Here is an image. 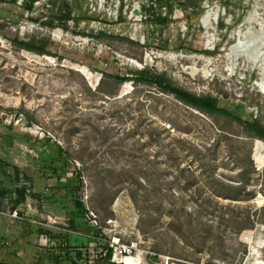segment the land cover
Here are the masks:
<instances>
[{"label":"rangeland","instance_id":"rangeland-1","mask_svg":"<svg viewBox=\"0 0 264 264\" xmlns=\"http://www.w3.org/2000/svg\"><path fill=\"white\" fill-rule=\"evenodd\" d=\"M13 1L0 0V188L28 191L25 221L9 217L14 194L0 197L1 256L69 264L50 256L60 239L35 234L41 222L89 255L77 264H93L103 242L88 239L98 234L83 214L92 211L109 241L136 248L135 264H260L264 140L245 123L264 126L263 77L228 54L250 45L251 28L263 31L264 0H173L171 13L153 5L164 25L145 22L149 0H105L104 9L66 0L75 19L67 31L42 25L62 0H38L30 12ZM138 71L224 113L203 114L136 79L119 83Z\"/></svg>","mask_w":264,"mask_h":264},{"label":"trees","instance_id":"trees-1","mask_svg":"<svg viewBox=\"0 0 264 264\" xmlns=\"http://www.w3.org/2000/svg\"><path fill=\"white\" fill-rule=\"evenodd\" d=\"M6 1V0H4ZM37 0H26L25 3V8L27 11H32L34 3ZM13 2H16L14 0ZM172 2L173 0H149L147 5H149V9L146 7L147 5L142 7V12L146 16V21L145 22H152V23H159L161 25H164L167 23L168 19L166 17H161L160 15L156 16V18H152L153 13L151 12L152 6L156 4H161L165 8L169 10V13H171L172 9ZM52 5H55V2H52ZM74 16H73V10L72 7L67 3L66 0L61 1V8L60 10L54 14V15H49L48 21L42 23L44 27L50 28V29H55V28H60L64 31L68 30L67 24L70 21H73ZM87 20H91V18H87ZM103 34L101 33L100 35H97L96 37H102ZM23 48L43 54L42 49H36L34 46L26 45L25 43H22L21 45ZM161 50H166L165 47H159ZM193 52V51H192ZM132 77H122L119 78L118 81L119 83L127 82V81H134L139 80V82L143 84H148V85H155L159 87L162 91L173 94L176 96L181 102L187 104L188 106L196 109L197 111H200L203 114L206 115H212L216 113H224V111L218 109L217 102L216 100L210 98V97H196L192 96L188 93H185L181 90L173 88L170 84L166 83L165 80L161 77L149 75L148 72L146 71H138L134 75L131 74ZM245 129L253 134L255 137L260 138L264 140V126H262L261 122L257 119L253 120L252 122H246L245 123ZM3 175H6L5 172L1 171ZM20 179L18 176L15 177L14 184L18 185ZM81 187H77L74 192L80 191ZM27 191L28 189L26 187L19 188L16 190L14 193L12 192H4L0 188V197L4 198L7 195H12L14 194V198H10V203H11V211L18 209L20 211V214L23 213L25 210L24 206L26 204L27 200ZM33 198L38 199L41 202V195H31ZM74 208L77 211L83 210V205L80 203V201L75 200L74 202ZM70 228L74 229V221H70ZM36 227V226H35ZM66 233V232H65ZM62 233V235H59V237H56L55 235H52L51 231L47 229H43L40 226L35 229V234L40 237V238H45V239H50V240H58L60 239L59 246L58 248V255L57 257L55 255H50L51 257H54L55 261H61V258L63 257L65 260V263L69 264H77V262L81 261L83 258L86 260L89 255L84 254L81 250H74L70 247H68V235ZM98 234L94 233L91 237H94L95 239L97 238ZM58 238V239H57ZM97 245V244H95ZM97 247V246H96ZM6 249V248H5ZM9 253V251H8ZM110 258H111V251L108 252V255L103 258L100 253H98L96 260H94L93 264H111L110 263ZM263 261H264V251H263ZM85 263H88L87 261ZM0 264H21L18 263L14 260H9L7 258H4L0 254Z\"/></svg>","mask_w":264,"mask_h":264},{"label":"built area","instance_id":"built-area-1","mask_svg":"<svg viewBox=\"0 0 264 264\" xmlns=\"http://www.w3.org/2000/svg\"><path fill=\"white\" fill-rule=\"evenodd\" d=\"M38 1V0H37ZM37 1L34 3V5L37 3ZM92 2V0H89ZM95 5L98 6V8L104 9L105 0H98L97 3L95 2ZM92 8V11H95L96 8L93 7L91 4L90 6ZM85 221L87 222V225H89L91 228L96 230L98 232V236L95 239L94 237H88V239L92 240L94 244H100V242H103L102 251H100L103 258H105L108 255V252L111 251V258L110 263L111 264H126V259H139L138 254L133 255L134 251L136 252V248L133 246H129L128 244H121L120 240L118 238H112L110 241L106 238V235L101 230V227L98 224V218L97 216L92 212H84ZM9 217L14 220H20L25 221V215L22 213L20 214V211L18 209L11 211L9 213ZM40 227H46V224L44 223H37ZM99 230V231H98ZM68 232V231H67ZM105 236V237H104ZM142 257V255H140Z\"/></svg>","mask_w":264,"mask_h":264},{"label":"bare ground","instance_id":"bare-ground-1","mask_svg":"<svg viewBox=\"0 0 264 264\" xmlns=\"http://www.w3.org/2000/svg\"><path fill=\"white\" fill-rule=\"evenodd\" d=\"M208 19H209V15L202 20V23L207 28L209 27L208 26ZM247 23L250 26H254V25H258L259 26V24H257L255 22V20H253L251 18L247 20ZM261 25L263 27V24H261ZM252 31H253V29L251 28L246 34H244V38L248 39L247 40V44H248V41H249L250 45L249 46H247V45L242 46L241 43H237L235 46H233L230 49V53L228 54V56L229 57L230 56H234L235 58L243 57L248 62H250L252 65L256 66V68L258 67L259 68V72H260V70L262 72L263 84H262L261 87L264 90V27H263V31L262 32L258 33L257 31H253V32ZM170 58L173 59V60L177 59L176 56H170ZM193 59L194 58H192V60ZM195 69H196V67H195ZM195 69L193 70V74L198 73V71L195 70ZM78 70L83 75L87 74V71H85L83 69H78ZM259 164H262V163L260 162ZM135 261H137V260H135ZM126 264H135V263L133 262V259L127 258L126 259ZM260 264H264V261L263 260L260 261Z\"/></svg>","mask_w":264,"mask_h":264}]
</instances>
